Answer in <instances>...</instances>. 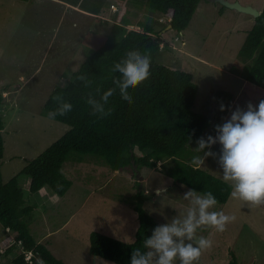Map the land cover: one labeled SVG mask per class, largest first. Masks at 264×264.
I'll return each mask as SVG.
<instances>
[{
    "label": "rangeland",
    "instance_id": "1",
    "mask_svg": "<svg viewBox=\"0 0 264 264\" xmlns=\"http://www.w3.org/2000/svg\"><path fill=\"white\" fill-rule=\"evenodd\" d=\"M102 1L99 17L114 20L120 8L116 6L118 12L114 13L112 0ZM227 1L252 6L259 12L264 9V0ZM96 5V0H87L84 8ZM148 17L169 26L161 14L132 9L130 18L135 25L128 29L140 31L136 24ZM96 18L65 6L60 0H0V87L10 85L4 94L10 109L3 112L5 183L69 131V126L45 118L42 111L52 90L64 86L91 53L84 44L88 33H108L109 28ZM254 23L251 15L215 0H202L184 32L158 27L163 29L159 32L163 42L161 63L191 73L199 87L195 111L208 116L213 123L202 136L205 139L216 135L215 126L229 118L237 106L246 109L249 102L258 105L264 100V89L242 77L245 66L241 64L236 73L231 72ZM221 104L225 111L220 110ZM198 140L188 147L195 155L187 162L223 179L218 158L194 160L203 156L196 150ZM220 148L216 144L205 151L218 154ZM163 170L164 165L159 163L158 170L113 171L102 159L91 155L84 156L82 161L67 162L64 173L73 186L66 196L41 201L39 194L25 191L28 202L37 207L31 232L35 238L44 232L45 245L67 264H114L90 253V235L96 231L126 243L134 242L139 219L130 198L139 189L147 198L146 211L158 225L184 214L189 207L182 198L189 188L174 183ZM19 180L24 189L29 188L28 179ZM157 189H161L160 195ZM212 210L235 215L236 220L224 232L208 226L197 230L196 239L203 236L213 241L212 248L202 252L197 264H229L232 252L238 264H264V205L250 206L230 197L226 204H217ZM12 234L0 226V264H10L19 255L17 251L5 254Z\"/></svg>",
    "mask_w": 264,
    "mask_h": 264
},
{
    "label": "trees",
    "instance_id": "2",
    "mask_svg": "<svg viewBox=\"0 0 264 264\" xmlns=\"http://www.w3.org/2000/svg\"><path fill=\"white\" fill-rule=\"evenodd\" d=\"M63 1L97 16V21L109 31L107 34L88 33L84 44L92 50L91 53L64 86L52 90L44 104L42 114L47 119L48 112L58 107L54 100L57 95L73 105L67 115L49 119L69 126V131L7 183L2 172L5 153L3 111L4 92L9 86L0 87V226L6 233L8 230L13 233L12 243L5 254L19 252L14 264H28L24 256L26 252L33 253L34 264H67L56 258L48 246L39 243L32 234V215L37 207L26 199L19 179L31 180L28 190L31 194L49 188L55 195L64 197L73 186L64 173L65 164L82 161L84 156L99 157L113 171L131 168L135 173L143 169L158 170L159 163H162L164 170L161 172L176 184L201 193L211 191L217 204H226L231 197L229 183L187 162L195 155L188 147L211 129L213 123L208 116L195 111L199 87L192 74L161 63L163 42L159 32L167 26L148 17L136 24L140 31L128 29L135 25L130 18L131 10H147L151 14H161L173 31L182 33L190 26L202 0H112V6L120 8L114 20L99 17L102 0H96L98 5L90 9L84 8L87 0ZM112 11L117 13L118 8ZM158 27L163 29L158 30ZM129 50L150 54V77L135 90H130L132 104L121 98L117 88L105 105V111L110 109V114L103 118L91 115L86 97L91 93L99 100L103 92L116 87L113 79L120 74L112 73L111 69ZM235 64L232 73H236L242 64L245 66L242 77L264 89V9L248 32ZM82 74L92 81L89 87L77 79ZM136 185L139 188L141 183L138 181ZM146 199L141 189L130 198L139 219L135 241L126 243L101 232H92L90 253L93 256L114 264H130L132 250H144L143 240L151 236L158 225L145 209ZM231 257L229 264H238L233 252Z\"/></svg>",
    "mask_w": 264,
    "mask_h": 264
},
{
    "label": "clouds",
    "instance_id": "3",
    "mask_svg": "<svg viewBox=\"0 0 264 264\" xmlns=\"http://www.w3.org/2000/svg\"><path fill=\"white\" fill-rule=\"evenodd\" d=\"M113 10V9H112ZM151 56L138 50H129L125 57L114 63L112 73L115 88L100 95L97 100L91 93L86 103L91 107V115L103 118L110 114L105 105L116 89L121 98L128 104L134 102L130 90H135L150 77ZM78 80L89 87L92 83L86 75H79ZM97 93H100L98 88ZM58 107L48 112L49 119L65 116L72 111L73 105L64 100L63 96L54 97ZM221 111L225 105L221 104ZM216 135L201 137L197 152L203 156L194 157L195 161L204 162L208 156L218 158L222 169L223 181L229 183L231 198L247 202L250 206L264 205V100L258 105L249 102L246 109L237 106L229 118L215 126ZM219 144L220 152L205 151ZM161 189H157L160 195ZM189 207L184 214L171 219L170 222L157 225L151 236L143 240V249L132 250L130 264H197L202 252L213 246L210 238H195L198 229L208 226L218 232H224L228 224L235 222V215H227L224 211L212 210L218 201L211 192H197L188 189L182 196ZM9 232V230H8Z\"/></svg>",
    "mask_w": 264,
    "mask_h": 264
},
{
    "label": "crops",
    "instance_id": "4",
    "mask_svg": "<svg viewBox=\"0 0 264 264\" xmlns=\"http://www.w3.org/2000/svg\"><path fill=\"white\" fill-rule=\"evenodd\" d=\"M63 0H60V2L63 4L64 3V5L65 6H68V7H72L74 10H80L81 11V9L79 8V7H75V6H72V5H70L68 2H66V1H63ZM112 6V5H111ZM83 11V10H82ZM83 12H85V11H83ZM86 13H88V12H86ZM88 15H93V14H90V13H88ZM94 16V15H93ZM237 78V80H240L241 82H243V83H245L246 81L244 80V79H241V78H239L238 76H236ZM231 81H232V79L231 78H229ZM8 86H10L9 84H8ZM8 91H5L4 92V94H6ZM5 109L6 110H8V109H10L9 107H8V105H6L5 104V107H4V111L3 112H5ZM5 129H6V127H5ZM5 129H4V131H5ZM5 133V132H4ZM27 180V179H26ZM28 183H29V188L27 189H25V191H28L29 189H30V184H31V180L30 179H28ZM39 196H40V200L41 201H46V199L47 198H50V199H52V200H54V201H56L57 200V198H56V195L49 189V188H44V189H42L39 193ZM44 198V199H43ZM45 235H44V232H42L41 233V235L38 237V238H36L37 240H38V242L39 243H42V244H45V242H44V239H45Z\"/></svg>",
    "mask_w": 264,
    "mask_h": 264
},
{
    "label": "water",
    "instance_id": "5",
    "mask_svg": "<svg viewBox=\"0 0 264 264\" xmlns=\"http://www.w3.org/2000/svg\"><path fill=\"white\" fill-rule=\"evenodd\" d=\"M217 2H221L223 5L227 6L228 8L238 10L240 12L246 13L248 15L253 16L255 19L260 17L261 12H259L257 9H255L252 6H244L240 4L239 2H228L227 0H215ZM167 29L171 30L172 26L169 25Z\"/></svg>",
    "mask_w": 264,
    "mask_h": 264
},
{
    "label": "built area",
    "instance_id": "6",
    "mask_svg": "<svg viewBox=\"0 0 264 264\" xmlns=\"http://www.w3.org/2000/svg\"><path fill=\"white\" fill-rule=\"evenodd\" d=\"M112 9L115 11L116 10L115 6H112ZM9 247H10V245H9ZM24 256H25L26 263H28V264H34L35 263L34 262V255L32 252H26ZM10 264H14V263L11 262Z\"/></svg>",
    "mask_w": 264,
    "mask_h": 264
}]
</instances>
